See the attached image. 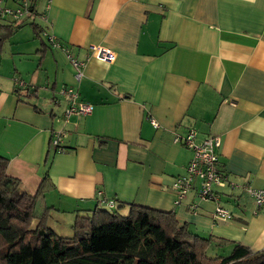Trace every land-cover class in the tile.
I'll list each match as a JSON object with an SVG mask.
<instances>
[{
    "label": "crops",
    "instance_id": "crops-1",
    "mask_svg": "<svg viewBox=\"0 0 264 264\" xmlns=\"http://www.w3.org/2000/svg\"><path fill=\"white\" fill-rule=\"evenodd\" d=\"M31 9L0 41L6 173L31 194L48 177L45 204L70 228L72 217L106 208L101 192L123 215L130 204L173 212L212 239L215 256L234 244L263 250L264 210L241 189L214 187L217 199L201 201L195 181L175 205L172 184L193 154L173 139L194 127L197 143L220 138L218 170L228 181L264 186V0H34ZM90 46L111 49L115 60L97 59ZM67 53L84 61L79 80ZM64 86L92 111L64 119ZM54 131L65 132L64 150L51 144ZM217 203L231 218H213Z\"/></svg>",
    "mask_w": 264,
    "mask_h": 264
},
{
    "label": "trees",
    "instance_id": "trees-1",
    "mask_svg": "<svg viewBox=\"0 0 264 264\" xmlns=\"http://www.w3.org/2000/svg\"><path fill=\"white\" fill-rule=\"evenodd\" d=\"M22 21L0 26V41ZM7 163L0 156V264H264V249L253 252L241 244L226 255L210 256L212 239L179 225L173 212L134 204L125 215L115 205L77 215L71 235L60 236L47 225L51 207L43 189L48 177L31 194L6 173Z\"/></svg>",
    "mask_w": 264,
    "mask_h": 264
},
{
    "label": "built area",
    "instance_id": "built-area-1",
    "mask_svg": "<svg viewBox=\"0 0 264 264\" xmlns=\"http://www.w3.org/2000/svg\"><path fill=\"white\" fill-rule=\"evenodd\" d=\"M16 3L15 8H10L2 5L0 0V16H7L14 20H21L25 16L32 13L31 2L32 0H14ZM47 35V34H46ZM47 38L54 48L64 49L61 44L52 35H47ZM67 52V50H66ZM89 53L105 62H113L115 60V53L109 49L100 46H90ZM67 57L75 69V79L79 80L82 76V68L84 61L78 60L70 53ZM18 85L23 86L24 82L21 80L16 81ZM60 94L68 99V107L64 111V119H68L70 115H86L92 111V105L78 99V92L75 88L67 86L60 90ZM153 127L157 128L158 123L151 119ZM65 135L64 131H54L51 135V144L56 150H61L62 137ZM197 130L190 127L183 135H176L173 139L178 143L192 151V158L186 165V172L184 175L177 176L172 184V189L175 194L174 204L178 205L186 197L188 192L193 188L195 181H199V190L197 196L201 201H213L217 199V192L214 187L223 188L227 185L232 189H241L246 193L257 208L264 210V186L260 188L251 187L249 184L238 185L230 182L218 170V154L217 150L221 145L220 138L214 135L206 136L200 143L196 142ZM98 204L112 208L115 205V200L105 199L98 193ZM195 207H193L194 209ZM214 219H229L231 212L225 209L218 203L216 204L213 214Z\"/></svg>",
    "mask_w": 264,
    "mask_h": 264
},
{
    "label": "rangeland",
    "instance_id": "rangeland-1",
    "mask_svg": "<svg viewBox=\"0 0 264 264\" xmlns=\"http://www.w3.org/2000/svg\"><path fill=\"white\" fill-rule=\"evenodd\" d=\"M65 218H69V217H67V216L62 217V219H65ZM60 219H61V217H55V215L54 216L49 215L48 217H46L47 225L49 227L53 228V230L60 236L71 235L72 228H70V225H67V223H65L64 221H61ZM74 219H75V217H74ZM74 219L72 217V220H74ZM215 251H216V249L213 246L212 248H208L207 253L210 256H215L214 255ZM218 254H221V250H220V253H218Z\"/></svg>",
    "mask_w": 264,
    "mask_h": 264
}]
</instances>
